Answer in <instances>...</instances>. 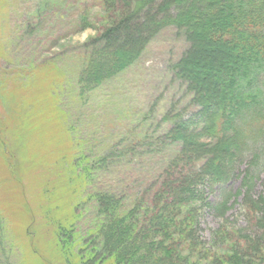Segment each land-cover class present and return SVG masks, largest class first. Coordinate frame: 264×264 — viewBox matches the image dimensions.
Returning <instances> with one entry per match:
<instances>
[{"label": "rangeland", "instance_id": "1", "mask_svg": "<svg viewBox=\"0 0 264 264\" xmlns=\"http://www.w3.org/2000/svg\"><path fill=\"white\" fill-rule=\"evenodd\" d=\"M125 3L0 0V264H130L119 258L130 240L106 236L104 222L116 219L151 244L156 264H264V248L243 237L256 228L241 193L264 192L250 149L225 184L191 186L195 202L172 209L170 231L164 219L151 222L166 212V180L177 184L205 159L191 156L184 167L169 134L176 124L198 127L197 87L214 81L198 74L223 60L205 32L211 11L197 8L204 0H154L122 27ZM191 32L198 68L182 64ZM222 199L223 214L214 208ZM109 202L114 216L105 221Z\"/></svg>", "mask_w": 264, "mask_h": 264}, {"label": "trees", "instance_id": "2", "mask_svg": "<svg viewBox=\"0 0 264 264\" xmlns=\"http://www.w3.org/2000/svg\"><path fill=\"white\" fill-rule=\"evenodd\" d=\"M153 1L131 0V4L125 3L123 8H126L124 11L126 14L120 21L122 27L129 24L131 18L138 17L145 5L151 4ZM204 2L207 3L199 4L197 8L200 10L202 5H206L211 11L203 16L206 18V28L213 30V37L208 35L210 34L208 30L205 32H207L210 43L220 49L223 61L218 63V67H214L211 72H206L214 78V81L210 82L211 89L206 86L203 87L204 89L197 87L198 92L192 103L197 108L198 127L187 123L188 127L176 124L171 128L169 137L180 141V153L177 157L183 162L184 167H187L191 156L201 159L205 157V159L201 161L202 164L197 169L190 168L191 175L189 177L184 175L177 184L173 185L174 180H166L165 191L168 194L172 193L170 197L166 196L164 201H161L163 204L161 209L166 212L162 216L156 213L151 220L153 222L156 218L160 221L164 219L165 233L170 231L168 229H172L170 227L171 220L174 219L170 215L172 209L185 208L184 206L193 205L195 202V191H191V186L196 184L195 186L198 185L201 188V182L206 183L208 179L212 184H225L230 179L232 171L236 169V161L238 162L249 149L252 150V161L255 160L253 165L259 167L264 176V160L263 162L261 160L263 157L261 154H264V0H204ZM172 3L165 4L163 10L168 12L173 5H177V1ZM191 35L197 36L194 32H191ZM244 42L246 44L240 45ZM132 56L134 61L138 58L135 56V52H132ZM224 77L226 81H223ZM193 87L195 88L196 85ZM183 129L189 133L183 134L181 132ZM257 136L262 137L259 150H257ZM180 166L173 165V168L177 169ZM241 173L243 174L242 190V188L248 187L251 174L250 169L243 170ZM238 193L240 192L238 191ZM249 193L248 188L241 193L242 206L254 222L255 226L253 227L256 230L253 233L252 231L248 232L243 237L247 241L254 239L258 248H264V192L255 199L250 197ZM97 197L100 200L101 194H98ZM102 199L106 198L102 196ZM227 202L226 199H222L214 208L223 214ZM110 208H112L110 202L108 205L105 204V221L111 220L110 216H114L111 211H108ZM115 222L118 225L112 222L111 224L114 226H110L111 224L108 225L104 222L103 226L107 225L105 228L108 230L106 236L111 238L115 231L119 244L122 241L130 240L129 244L126 242L125 248L120 246L125 252L120 253L122 257L119 258L129 257L130 264H134L136 258L139 260L143 254L147 253L152 256L153 264L158 263L160 257L150 253L151 244L135 241L136 238L133 234L129 235V228L126 227L125 220L116 219ZM109 230L113 232L109 234ZM178 230H180L179 227Z\"/></svg>", "mask_w": 264, "mask_h": 264}, {"label": "bare ground", "instance_id": "3", "mask_svg": "<svg viewBox=\"0 0 264 264\" xmlns=\"http://www.w3.org/2000/svg\"><path fill=\"white\" fill-rule=\"evenodd\" d=\"M190 39H191V42H193L192 43V46H193V48H192V51L190 52V54H189V56H188V58L186 59V60H183L182 61V64H189V61L188 60H190L197 68H198V64H202L203 63V61H197L196 60V58H197V55H198V51H200V49L197 47L196 49H194V46H195V43H196V41H197V36L196 35H191L190 36ZM209 45V44H208ZM210 46V45H209ZM211 46H215V45H211ZM208 48V47H207ZM209 53V52H208ZM211 54H212V57L214 58L215 56H216V54H217V52H211ZM210 55V54H209ZM208 55V56H209ZM190 56H192V57H190ZM193 58H195V61H193ZM188 61V62H187ZM214 61V60H213ZM208 63V62H207ZM208 66L207 67H204V69H207L208 70V72H211L213 69H214V67H212L213 66V64H211V62L210 63H208L207 64ZM201 76H205L203 79L205 80V79H209L210 77H212L209 73H204V72H202L201 74H198V77L197 78H200ZM194 82V81H193ZM192 82V83H193ZM194 84V83H193ZM197 87V86H196Z\"/></svg>", "mask_w": 264, "mask_h": 264}]
</instances>
